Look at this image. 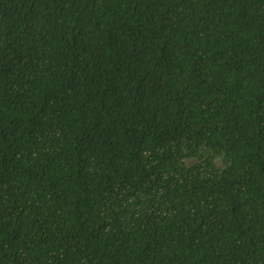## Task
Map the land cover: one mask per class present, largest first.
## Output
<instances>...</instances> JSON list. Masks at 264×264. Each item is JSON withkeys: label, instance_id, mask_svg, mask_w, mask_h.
<instances>
[{"label": "trees", "instance_id": "16d2710c", "mask_svg": "<svg viewBox=\"0 0 264 264\" xmlns=\"http://www.w3.org/2000/svg\"><path fill=\"white\" fill-rule=\"evenodd\" d=\"M0 264H264V0H0Z\"/></svg>", "mask_w": 264, "mask_h": 264}]
</instances>
